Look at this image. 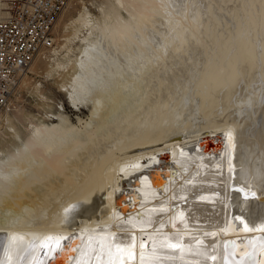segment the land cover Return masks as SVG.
<instances>
[{
    "label": "bare ground",
    "instance_id": "1",
    "mask_svg": "<svg viewBox=\"0 0 264 264\" xmlns=\"http://www.w3.org/2000/svg\"><path fill=\"white\" fill-rule=\"evenodd\" d=\"M160 1L165 2L164 0H114V6L103 12L97 29H95L99 32L97 35L100 38L98 36L97 38L102 39L104 44L106 43L109 52L104 51V45L100 46L102 42L97 45L94 42L96 39L93 41L94 43L87 40L89 43L87 42V46L81 48V55L74 64L76 73L66 91L68 104L72 108L89 107L88 120L83 122L84 125L81 128H78L66 115L59 112L54 116V122L33 124L30 131H27L28 134L24 135L25 137L14 134L17 138L12 145L13 148L11 146L9 149V146L8 149H0V264H85L88 257L91 259L96 257L93 264H204L205 258L202 255L205 254L200 253L199 250L204 251L205 248L202 244L206 243L205 236L207 237L208 233L207 235H203V233L212 231L215 232L208 235V239L215 238L217 246L216 252H214L215 249H212L211 253L213 264H224V243L226 241L230 242L225 245L230 256L226 259L225 264H254L256 256V264H264V240L262 241L261 237L256 238L257 235L264 233V133L258 137L257 141L251 142L247 139L245 130H240L239 133L233 132L235 124L227 121L217 129L215 125L213 127L214 123H210L212 126H207V123L209 125L208 121L204 125L206 127L201 128L198 134L178 135L173 139L171 133H167L172 124H175L182 116L180 115L182 108L176 106L177 104L175 111L171 112L169 109L170 104L174 102L172 97L169 98L171 83L177 76L176 72L184 60L181 58V54L190 51L192 63L200 62L203 57L202 48L207 44H216L214 33L219 17H216L211 7L205 15H202L201 11H196L192 20L189 21L191 23H188V25L191 24L190 27L188 26V30L182 28L183 26L171 25L170 22L163 25V19L161 21L158 17L160 20L158 23L161 22L162 26L166 27H162V29H166V35L164 33V39L159 41L158 49L160 51L170 49V53L168 52V63H162L163 61L155 63L151 53L152 48L149 46L150 48L146 49L143 42L146 41L144 38L147 33L144 30L149 25L151 26L150 23L153 25V22L158 19L152 18L157 17V13L163 7L161 5L163 3L160 4ZM255 1V7H259L260 4L259 10L256 11L253 7L256 12L252 11L246 16V33L237 37L236 48H233L234 52L226 57L230 43L229 41L221 43L218 46V51L216 50V57L204 64L202 62L203 68L199 70L200 72L198 71V75L195 74L197 77L194 81L196 82L195 90L201 99L199 108L205 111L216 104L215 101L219 95L217 93L222 94L223 91L220 92L222 88H225L224 91L228 95L234 91L233 88L239 78L246 74L242 73L243 75L240 77V68L245 67L244 69H246L247 67L251 73V70L256 69L260 61L264 62V42L262 43L260 40L261 45L263 44L261 52H258L256 48L258 46L256 45L257 35H264V0H258V3L257 0ZM224 3H226L225 0ZM1 6L3 4L0 0ZM120 9L126 11L125 17L121 14ZM2 14L4 13L0 8V18ZM233 16L239 17L237 11L233 13ZM224 33L226 35V32ZM216 35L218 36V34ZM168 36L169 39H167ZM263 39L262 41H264ZM110 48H112V52ZM133 48L138 51L136 55L133 54L135 51ZM212 52L214 53V51ZM159 53L157 54L159 55ZM159 56L162 57V54ZM242 63L246 66L240 67L239 64ZM165 85L168 87H164L167 91L164 93L162 88ZM160 90L165 94V97H161L160 92L158 94L161 96H158L163 99L160 98V101H157V98L153 96ZM227 94L226 96H228ZM215 95L216 100L214 99ZM182 104L184 103L182 102ZM78 120L81 121L79 118ZM176 127L179 126L176 125ZM182 127H184V123ZM206 128L213 130L201 132ZM162 131L163 136L160 138H158L159 134L156 137L153 136ZM173 136L175 135L173 134ZM202 140H206L209 145L211 141L217 147H225L227 153V165L225 166L228 168L227 170L225 168V171L227 180L230 182H228L229 185L227 182L223 184L217 179L214 180L215 178L210 179L214 181V186H210L213 185L209 183L211 181H206V178L200 176L192 177L193 181L189 182L190 180H188L185 183L186 179L183 182L189 189L187 191L190 192L185 194L186 191H183L186 196L184 197L182 194L181 198L177 199L179 201L176 208L170 209L171 207H169L170 210H165L164 207H168L167 204L170 203H165L168 197L163 195L167 186L160 190L156 189L163 188V186L156 187V189L150 188L158 182V179L162 180L161 176L163 175L160 176L159 173L160 166L176 168L178 164L189 160L186 158L190 157V151L186 150V153H189L186 154L185 151L179 149L181 147H188L186 148L188 150L198 149L200 144L205 143L203 141L198 144ZM218 150L220 152V149ZM211 151L208 150L204 154L208 155V152L211 153ZM201 153L203 152L201 151ZM219 155L217 154V158ZM222 156L219 159H222ZM160 160L166 161L159 164ZM169 168L167 167L165 170ZM172 169L169 172L173 171ZM210 169L213 170L211 167ZM215 169L217 170V167ZM206 170L205 173H207ZM216 170L214 172H217ZM236 170L241 171L238 173V177ZM135 172H140L145 177L151 176L148 178L149 180L154 176L155 179L151 182L144 181L139 187L133 186L130 184L133 182L130 177L134 176ZM231 172L234 173L233 180ZM167 177L164 178L167 180ZM141 180L143 181V179ZM220 185L224 186L225 189H223L226 190V193L232 192L233 195L238 194L242 197V199H238L237 196L236 199L234 198L236 209L238 208V211L234 212L238 213L240 209L242 213L236 214V217L232 215L231 219L227 215L224 219L225 228L227 224L232 226L231 229L229 226V230L225 229L226 231L222 230V223H220L222 227L207 229V227H202L204 223L200 224L199 221L195 222L197 219L194 220L195 214L201 208H207L210 212L213 210L212 216L217 215V211H214L217 207L214 205L220 206ZM130 195L137 196L135 199H139L136 201L138 206L141 203L144 204L143 200L149 202V204L147 203L148 207L140 205L138 208H135L133 205L136 203L132 202L134 204L130 209L134 207V211L137 210L136 213H138L142 208L143 214L149 210L148 212L153 215L150 214L151 221L148 217L149 219L143 220L144 223L132 225L130 223L133 221H140L133 219L132 214L126 217L125 215L116 216L120 200H122L120 198ZM156 198L158 201L154 200ZM169 199L168 201H170ZM203 210L202 212L207 214V210ZM112 215L118 219L112 221ZM163 215H165L164 219ZM203 215L205 214L202 213ZM208 216L210 217V215ZM250 217L253 219L251 218V220ZM154 220L155 223L151 227L150 224ZM163 220L168 221L166 227ZM232 222L235 225H232ZM246 239H249V243H246ZM232 240H235L237 246L231 244ZM213 243L212 245H214ZM167 244L171 247H168ZM62 247L65 250L59 253ZM30 249H32L30 256L26 257L23 262V254ZM249 249L252 250L250 258L247 257L249 253L243 257L234 258L233 251L241 255ZM93 251L95 253L90 254ZM254 253L257 255L252 257ZM208 261L210 263V260Z\"/></svg>",
    "mask_w": 264,
    "mask_h": 264
},
{
    "label": "rangeland",
    "instance_id": "2",
    "mask_svg": "<svg viewBox=\"0 0 264 264\" xmlns=\"http://www.w3.org/2000/svg\"><path fill=\"white\" fill-rule=\"evenodd\" d=\"M164 1L166 2V0H164ZM168 1L166 2V3H168L167 5H166L165 2L160 1V4L163 3V4H161L163 7H161V10L158 12L159 15L157 13V17L152 18V19L155 20V18L157 19L158 17H160L161 21L163 19V21H162L164 23L163 25H165V23H169L170 22L171 25L178 26V27H180V26L182 27L183 26L182 28L188 30V28L191 25V24L188 25V23H191L189 21L192 20L193 14L196 11H199V12L201 11L200 13L203 12L202 15H205L210 10V7L214 11V13L216 14V17L217 18L219 17V18L217 20L218 24H216L217 28L215 27V33H214L215 37H216L215 38L216 44L215 45L207 44L208 46L205 45L204 46L205 48L204 47L202 48L203 57H202V59L200 57V59H201L200 62L196 61L195 63H192V61L190 59V56L192 54L190 53V51L181 54V58H184V60L182 61V65L180 66V69L176 72L177 76L173 79V82L171 83V87H170L171 88L170 89L171 92L169 91L171 93V96H169V95L168 96H169V98L172 97L174 99V102L173 103L171 102L172 104H170V107H169V109H171V112L175 111L177 109L176 106H178V107L180 106L182 108V112H181L180 115H182V116H180V118H179L180 120L178 119V121L175 124L174 123L172 124L171 129L168 130L167 133H171V137L173 139L174 137H176L178 135H185V134L192 135L194 133L198 134L201 128L206 127L204 125L208 121H209V125L207 123V126H212V125H210V123L211 124L214 123L213 127L215 125L216 129H217V127L218 128L222 127L224 125L225 121H227L228 123H234L235 124L233 132L235 131L236 133H239L240 130H242V131L245 130L246 136H248L247 139L249 141H251V142L257 141L259 139L258 137H261V135L264 133V130H263L264 129V71H263L264 70V66H263L264 62L260 61L259 65L256 66V69L253 68V70H251L252 71L251 73L249 72L250 70H247V67H246V69H244L245 67H242V66H246L244 63H242L241 65L239 64V66L242 67V68L239 67L240 71H241L240 77L244 73H246V74L243 75L245 77V79H244L243 76L241 78H239L238 83H236L237 85L235 84V86L233 88L234 91L232 90L233 94L231 93L230 95H228L227 92L224 91L225 88H222V90L220 92L223 91L225 93L222 92V94H221V93L218 92L217 94H219V95L217 96L218 97L217 100L215 98L217 94L214 96V99L216 100L215 101L216 104H214V105H216V106L214 107V105H213L212 108L211 109L208 108L209 110H207V111H205L202 108H199V107H201V99L198 97V95L196 93L197 92L195 90L196 89V86H195L196 82H194V81H196V79H197L195 74L198 75V73L200 72L199 70H201L203 68V66H204V65H202V62L204 64L208 60L214 59V57H216V55H217L218 46L221 45V43H224L226 41H229V43H230V48L227 51L226 57H229L230 56L229 54L230 53L232 54L234 52L235 49H233V48H236L235 47V45H236L235 42H236L237 37L241 36L242 33H243L242 35H244L246 33V23H245L246 22V20H245L246 16H248L249 15L248 13H250L252 11H253V13L258 11L259 7H260V4H259V7L256 6L257 7L256 8L254 6L255 3H256L255 0H229V1L225 0L226 3H224V0H218V1L217 0H168ZM227 1H228V3H227ZM221 2H223V3H221ZM1 3L3 4V6L0 7L1 8V12L5 13L4 12L5 11V0H1ZM257 3H258V0H257ZM225 4H227V5H225ZM248 4H251V5H248ZM113 6H114V0H69L68 1L67 6L65 7L64 11L60 15V17H59V19H58V21L56 23V26L54 28V35H55L54 45L51 48H49V49H47L45 51H42V53H40L34 59L33 63L30 65L28 71L22 77L18 87L13 92L12 96L10 97L7 105L4 106L1 109V113H0V149L1 150L8 149L9 146H10L9 147V149H10L11 146L14 145V142H15V140L17 138L15 136L16 134H18L17 136L20 135L21 137H25L24 135L28 134V132L30 131V129H31L33 124H37L39 122H45V123L54 122L53 121L54 116L57 113H59V112H61L64 115H66L72 123L77 125L78 128H81L84 125L83 122H86L88 120L89 107H85V108L82 107V108H79V109L72 108L68 104L66 91L70 87V83H71L72 77H74V75L76 73V69L74 68V64L77 61V58H79L80 55H81V53H80L81 48L87 46L89 41H90V43H92L96 39L97 41L98 40L99 41L97 42L95 40L94 42L97 45H100V43L102 42L103 44L101 43L100 46L104 45L103 46L104 47V51L107 50L106 45H105L106 43L104 44V41H102V39H99L100 38L98 36L99 32H97V30H96L97 28L96 27L98 25V22L102 18L103 12L106 9H108L110 7H113ZM253 7H255L256 11H255V9ZM236 11H237V13L239 15L238 18L233 16V13L236 12ZM120 12H121L122 15H124V17L126 16V11L125 10L120 9ZM3 15L4 14H2V16ZM186 16H187V18H186ZM229 16H230V18H229ZM236 18H237V20H236ZM240 18H241V21H240ZM158 20H159V18L153 22V25H152V23L149 22L152 27L149 24H148L149 27H147V28L145 27L146 30H144V31L147 32V33H145V38H144V40H146V41H144L143 43H144L146 49H149L150 47L152 48L151 53H152V57H153L155 63H160L162 61H163L162 63H168L167 61L169 60L168 58H169L170 49L169 50L166 49L165 51L164 50L160 51L158 49V47L160 45V44H158L159 41L164 39V36L166 35V33H165V30H166L165 28L166 27L162 26L161 22L158 23ZM235 22H237L238 24L235 23ZM225 23H226V25H225ZM179 24H182V25H179ZM183 24H185V25H183ZM162 27H165V28L162 29ZM227 27L229 28V30H228ZM240 27H242V28H240ZM224 32H226V35H225ZM164 33H165V35H164ZM238 33H240V34H238ZM216 34H218V36ZM262 35L259 34L256 37V43H257L256 45H258V46H256V48L258 49V52L262 51L261 47L263 46V44L261 45V42L262 43L264 42V41H262L264 35L263 36ZM97 36L99 38H97ZM223 36H224V38H223ZM219 38H221V39H219ZM84 39H85V41H84ZM167 39H169V36H168ZM232 39H233V41H232ZM87 40H89V41H87ZM140 40H141V38H140ZM152 40L153 41L155 40L154 42H156V43H154ZM260 40H261V42H260ZM146 44H148V45H146ZM154 44H155V47H154ZM211 48H212V50H211ZM111 49L112 48H110V51H111ZM133 49L135 50L133 54L136 55L138 51L136 50V48H133ZM153 50H154V52H153ZM157 50H158V52H157ZM159 51H160V53H159ZM212 51H214V53ZM107 52H109V49L107 50ZM157 53H159V55L162 54V57L159 56ZM165 54H166L167 58H166ZM165 59H166V62H165ZM177 61H179V60H177ZM199 63H200V65H199ZM262 68H263V70H262ZM243 69H244V71H242ZM246 70L248 71V73H247ZM191 83H192V85H191ZM164 87L167 88L168 86L165 85L162 88L163 90L161 89L162 92L165 93L167 91H166V89ZM161 90L159 92H155L154 93L155 96H153V97L154 98L156 97L157 101H160L161 97H163V98L165 97V94L162 93ZM160 92H161L162 96H161V94H158ZM257 92H258V94H256ZM156 93H157V95H156ZM226 94L228 96H226ZM158 95H160L161 97L158 96ZM195 95H197V96H195ZM163 98H161V100ZM179 98H182V99H179ZM175 99H176V101H175ZM191 99H192V101H191ZM178 100H179V102H178ZM182 102L184 104H182ZM171 105H173V106H171ZM193 105H195L196 107L193 106ZM198 109H200V111H198ZM183 110H185V111H183ZM193 111H195V112H193ZM209 111H211V112H209ZM78 118L81 119V121H79ZM183 118H184V120H183ZM189 119H190V121H189ZM179 123H180V125H179ZM183 123H184V127H182ZM185 123H188V124L186 125ZM176 125L179 126V127H176ZM209 130H213V129L212 128H206V130H204V131L202 130L201 132H205V131H209ZM161 133L163 134V131L159 132V133H157V134H155L153 136L156 137L159 134L158 138H160V136H163ZM173 134L175 136H173ZM14 136H15V138H14ZM254 138H256V139H254ZM11 140H12V143H11ZM203 141H205L204 144H206V145L200 144V143H203ZM211 143H213V142L210 141V145H209L208 143H206V140H202L201 142L198 143V144L201 145V146L199 145L200 147L198 146L199 150L195 149V148H193L192 150H188V149H186L188 147H185V148L181 147L179 150H183V152L185 151L184 153H186V150L188 152L190 151L191 155L188 152L186 153V154H189V156H190V157L186 158V159H189V160L183 162L182 163L183 165L181 163L178 164L176 168H174L172 166H171V168H169V166H165L164 165L163 167H166V168L168 167L169 168V169H167L168 171L165 170L166 168H162V166H160L161 169L165 170V171H163V170L159 169L160 176L163 175V176H161L162 180L160 179L162 182L158 179V182H157L158 184L157 183L156 184L152 183L154 185H152L151 187L149 185V187L151 189H153V188L156 189V187L158 188V187L163 186V188L156 189V190H160V189H164L167 186L164 189L165 193H163V195H164V197H166V196L168 197V198H166L167 202L165 201V203H168V202H170V203L167 204L168 207H164L165 210L169 209V207H171L170 209H172L173 207L176 208V206L178 204V201H179L177 199L181 198L180 196L185 193L183 191H186L185 194L190 192V191H187L189 189H187L188 188L187 186H186L187 188L185 187V183L188 182V180H190L189 182L193 181L192 179L193 178H198V176H200L201 178H206V181H208V180L211 181L210 179H214L215 178L214 180L217 179V181L222 182L223 184H226V182H227V185H229L230 182L227 180V177H226L227 173L225 171V168H226V170L228 169L227 166H225V165H227L226 149H225V147H223V148L220 147V146L217 147V146L214 145V143L213 144H211ZM207 145H209V147H207ZM204 146H206L205 149H204ZM215 147L220 149V152ZM12 148H13V146H12ZM206 148H208V149H206ZM208 150H209V152H210V150H212L211 153L208 152V155L204 154V153H207ZM201 151L203 153H201ZM217 151H218V153H217ZM193 152H195L197 155L195 153L193 154ZM212 152H213V154H212ZM214 153H216V154H214ZM225 153H226V155H225ZM217 154L218 155L220 154L219 157H221V155H223L222 159L224 161L221 158L219 159V157L217 158ZM213 155L214 156L216 155V157H214ZM201 156H203V157H201ZM211 157L214 158L216 160V162ZM221 160L223 161V163H222ZM160 161H162V162H160ZM160 161L158 162L159 164L160 163H164L166 160L165 161L160 160ZM211 161H213V162L211 163ZM220 161H221V163H219ZM186 162H187V164L184 165V163H186ZM217 164L220 165V166H218ZM184 167H186V168H184ZM210 167L213 170H211ZM215 167H217V170L215 169ZM220 167H221V169H220ZM208 168H209V170H208ZM222 168H224V169H222ZM230 168H232V167L230 166ZM170 169H172L175 173L173 171L169 172ZM179 169H181V170H179ZM182 170H183V172H182ZM205 170L207 171V173H209L208 174L209 176L207 175V173H205ZM215 170L217 172H214ZM160 171H162V172H160ZM230 171H232V169H230ZM219 172H221L222 174L224 173V174L222 175L220 173L221 174L220 175V174H218ZM240 172L237 171V177H238V173H240ZM201 173H203V174H201ZM138 174H139V176H138ZM141 174L142 173H140V172H135L134 176H132L134 178L130 177L133 180V182H131L130 184H132L133 186L135 185V186L139 187L141 183L143 184L144 181H148L149 180L148 178L151 177V176H146L145 177L143 174H142V176H140ZM216 174H218V175H216ZM213 175H215V176H213ZM210 176H211V178H210ZM212 176H213V178H212ZM164 177L165 178L167 177V180ZM222 177H223V180H222ZM140 178L143 179V181ZM231 178H232V180L234 179V173H232V172H231ZM154 179H155V176H154L153 179H151L149 181L151 182ZM169 179H170V181H169ZM186 179H187V181H184ZM138 180L140 181V183H139ZM181 182H183V183H181ZM213 182L214 181L209 182L210 184H213V185H210V184L209 185L210 186H214ZM137 184H139V185H137ZM220 186H221V189H219V191H220L221 195L219 194V200H220L219 201V205L221 207L220 206L219 207L216 206V204L214 205L215 207L218 208V209L217 208L214 209V211H217L216 212L217 213V215H216L217 219H215L216 216H212L213 210L210 212V210L209 209L207 210V208H201L200 211L198 210V212L194 211V212H197L195 214V219L194 220L197 219L195 222L199 221L200 224L204 223L203 224L204 226H202V227L203 228L207 227V229H213L215 227H217V228L222 227L221 224H220V223H222V225H223L222 230L224 229L223 231H226V230H229V226L230 225L227 224V227L225 228V226H224L225 220L224 219H225V217H227V215L229 216L228 218L231 219L232 215H234L236 217V214L238 215V214L242 213L240 211V209H239V212L236 213L238 211V208L236 209V203H235V199L237 197H239L238 199H242V197H240V195L238 196V194L237 195H233L232 192L226 193V190H224L225 189L224 186L223 185H220ZM167 189H170V190L168 191ZM223 190H224V192H223ZM185 194L182 195V196L185 197L186 196ZM175 195L178 198L174 197ZM130 196H127L125 198H120V199H122V200H120L121 203L119 204V209H118V211L119 210L120 211L116 212V214H117L116 216L117 217H122V216L125 215V217H126V216H131V214H132L131 217H133V219H136L137 221L140 220L139 222H136V221L134 222L133 221V223H130L132 225L133 224H137V223H144L143 220L144 219H149L148 217H150V221H151L152 220L151 218H152L153 215L148 212L149 210L148 211L146 210V213H144V214H143L144 210L142 208H141L142 210L139 209L138 213H136L137 210L134 211V207L138 208V207H140V205H142L141 207H143L145 205L147 206L149 204V202L147 200H145V201L143 200L142 202L144 204L141 203L138 206L136 201H138L139 199H135L137 196L136 197H135V195L133 197L132 196L130 197ZM146 196H149V195L146 194ZM168 199L170 201H168ZM154 200H157V198L154 199ZM176 200H177V202H175ZM132 202H134L136 204H134ZM125 203L129 204L130 206L125 204ZM130 203H132V204H130ZM131 205L134 206V207L132 206L133 207L132 209H130ZM222 209H223V211H222ZM121 210H122V213H121ZM124 210H127V211H124ZM165 210H164V212H166ZM202 210L203 211L207 210L206 211L207 214L202 212ZM235 210H237V211L234 212ZM130 211H131V213H130ZM125 212L126 213L128 212L127 213L128 215ZM140 212H142V213H140ZM199 212H202L206 216L210 215V217L209 216L206 217L205 215L202 216V213H199ZM224 212H225V215H223ZM147 213H148V215H147ZM219 213H221V214H219ZM120 214H122V215H120ZM179 214H180V212H179ZM139 216H141V217H139ZM211 216H212V219H211ZM255 216H257L256 213H255ZM117 217H114V215H112L113 219H111V220L114 221ZM142 217H144V218H142ZM162 217L164 219L165 215H163ZM219 218H220V220H219ZM251 218L252 217H250V219ZM204 219H205V221H204ZM208 219L212 220V221H209ZM213 219L216 220V221H214ZM167 222H168L167 220L166 221L163 220L164 226L166 224L168 225ZM154 223H155V220L152 221V224H150V226L152 225L151 227H153ZM212 223H214V224H212ZM218 224H219V226H218ZM231 224L235 225V223H233V222ZM205 225H207V226H205ZM231 228H232V226H230V229ZM212 232H205V233H203V235H205V234L207 235V233H208V235L210 236V235L214 234L215 231H212ZM208 235H207V237L205 236V238H206L205 242L206 243L202 244L203 247L205 248L204 249L205 253H204V251H201V250H199V251H200V253L205 254V255L201 254L202 257L205 258V259L203 258L204 259V264H207V262H208V264H210V263L213 264L214 260H213V256L211 255V253L213 252L214 249H215L214 252H216L217 246H216L215 238L208 239ZM210 240H212V241H210ZM213 242H215V243H213ZM212 243L214 245H212ZM168 247H171V246L168 245ZM31 250L32 249L28 250L27 252H25L23 254V256H24L23 257V262H24V259L26 257L30 256ZM209 250H211V251H209ZM128 251H130V250H128ZM206 252L210 256V258H209V256L207 257ZM91 253H95V252L93 251V252H90V254ZM88 256H89V253H88ZM96 256H97V254H96ZM102 256H103V254H102ZM211 257H212V259H211ZM95 258H92V259L89 258V257L86 258V259H88V261L85 264H93V261H94ZM99 260L101 261L102 259L100 258ZM208 260H210V263H209ZM133 261H134V259H133Z\"/></svg>",
    "mask_w": 264,
    "mask_h": 264
},
{
    "label": "built area",
    "instance_id": "3",
    "mask_svg": "<svg viewBox=\"0 0 264 264\" xmlns=\"http://www.w3.org/2000/svg\"><path fill=\"white\" fill-rule=\"evenodd\" d=\"M69 0H5L0 18V109L34 59L54 45V28Z\"/></svg>",
    "mask_w": 264,
    "mask_h": 264
},
{
    "label": "water",
    "instance_id": "4",
    "mask_svg": "<svg viewBox=\"0 0 264 264\" xmlns=\"http://www.w3.org/2000/svg\"><path fill=\"white\" fill-rule=\"evenodd\" d=\"M259 237H261L262 239V241L264 240V233H263V235H257L256 236V238H259ZM232 243L231 244H236V246H237V243L235 242V240H232L231 241ZM249 243V239H246V243ZM230 244V242H228V241H226L225 243H224V255H223V262H224V264H225V261H226V259L230 256L229 255V251L225 248V245L226 244ZM232 246V245H231ZM232 248V247H231ZM72 249V248H71ZM63 250H65V248L64 247H62V249L59 251V253H61ZM232 251V250H231ZM247 253H249L248 255H247V257H249L250 258V255L252 254V250H248V251H246L245 253H243V254H241V255H239V254H237V252L236 251H233V255H234V258H240V257H243V256H245ZM257 254H253V256L252 257H255ZM249 261H250V259H249ZM256 262H257V256H256V258H254V264H256Z\"/></svg>",
    "mask_w": 264,
    "mask_h": 264
},
{
    "label": "snow or ice",
    "instance_id": "5",
    "mask_svg": "<svg viewBox=\"0 0 264 264\" xmlns=\"http://www.w3.org/2000/svg\"><path fill=\"white\" fill-rule=\"evenodd\" d=\"M246 227V226H245Z\"/></svg>",
    "mask_w": 264,
    "mask_h": 264
}]
</instances>
